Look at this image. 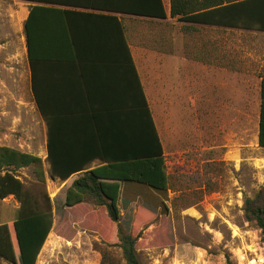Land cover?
<instances>
[{"label":"rangeland","instance_id":"374dc122","mask_svg":"<svg viewBox=\"0 0 264 264\" xmlns=\"http://www.w3.org/2000/svg\"><path fill=\"white\" fill-rule=\"evenodd\" d=\"M26 15L23 1L0 0V145L42 159L44 184L34 165L14 172L41 202L50 198L53 227L37 264H126L110 240L119 227L137 237L141 264H264L261 231L244 212L245 199L264 188L258 140L264 36L215 30L223 67L214 74L208 53L193 48L212 30L170 23L166 52L143 55L168 190L124 183L121 218L112 223L91 200L66 206V183L50 178L46 124L31 91ZM18 205L13 196L0 200V224L16 218Z\"/></svg>","mask_w":264,"mask_h":264},{"label":"crops","instance_id":"0c3cea01","mask_svg":"<svg viewBox=\"0 0 264 264\" xmlns=\"http://www.w3.org/2000/svg\"><path fill=\"white\" fill-rule=\"evenodd\" d=\"M162 1L165 19L125 12L121 10L124 0L23 1L27 5L25 21L31 7H40L33 10L31 19L30 84L42 118L52 120V165H86L92 170L107 164L108 158L137 157L146 151L144 97L156 120L148 88V65H141V61L143 55L166 52L170 23H182L197 33L212 30V35L208 33L195 43L194 52L208 53L213 74L217 66L223 67L216 62L215 30L235 28L172 18L171 0ZM128 2L137 5L141 1ZM238 30L264 36L263 31ZM258 47L264 50V43L258 42ZM26 49L28 54L27 40ZM261 63L264 65V60ZM123 190L124 183L120 197ZM4 263L0 258V264Z\"/></svg>","mask_w":264,"mask_h":264},{"label":"trees","instance_id":"16d2710c","mask_svg":"<svg viewBox=\"0 0 264 264\" xmlns=\"http://www.w3.org/2000/svg\"><path fill=\"white\" fill-rule=\"evenodd\" d=\"M20 1L52 4V0ZM124 1L126 4L122 5L121 10L125 12L166 18L162 0H139L141 2L137 5H132L129 0ZM37 8H40L39 5L30 8V15L24 22L30 68L33 61L31 19L33 10ZM170 16L191 24L264 32V0H171ZM31 91L33 94L32 87ZM260 95L258 140L259 145L264 147V76ZM144 104L147 117L146 151L137 157L108 158L107 164L92 170L86 165H52V120L44 117L48 126L49 175L53 181L60 179L66 183V206L73 207L91 200L97 206L107 209L112 223H118L121 218L118 203L123 183H138L160 192L168 190L162 139L145 97ZM36 105L39 109L37 101ZM32 165L35 166L38 180L44 184L45 174L39 156L0 145V200L13 196L20 204L16 218L12 222L0 224V258L6 262L4 264H37L52 231L53 215L49 196L45 194L44 201L41 202L25 188V184L14 173ZM244 212L247 221L261 231L264 240V188L254 198L245 199ZM110 240H117L126 264H141L136 250L137 237L123 232L119 227Z\"/></svg>","mask_w":264,"mask_h":264}]
</instances>
